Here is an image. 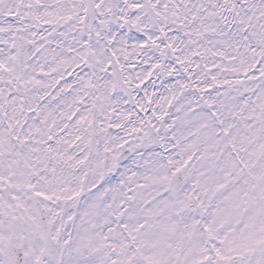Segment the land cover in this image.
I'll return each mask as SVG.
<instances>
[{"label": "snow or ice", "instance_id": "1", "mask_svg": "<svg viewBox=\"0 0 264 264\" xmlns=\"http://www.w3.org/2000/svg\"><path fill=\"white\" fill-rule=\"evenodd\" d=\"M0 264H264V0H0Z\"/></svg>", "mask_w": 264, "mask_h": 264}]
</instances>
